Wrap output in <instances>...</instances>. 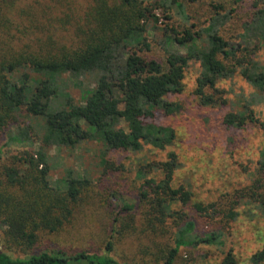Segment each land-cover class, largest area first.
Returning <instances> with one entry per match:
<instances>
[{"label":"trees","instance_id":"obj_1","mask_svg":"<svg viewBox=\"0 0 264 264\" xmlns=\"http://www.w3.org/2000/svg\"><path fill=\"white\" fill-rule=\"evenodd\" d=\"M100 5L103 17L89 31L96 37L83 49L61 59L13 58L0 64V131L11 126L6 132L8 144L32 147L37 143L34 136L40 135L65 148H73L83 138L101 140L111 151L138 153L144 147L164 150L175 134L171 128L154 123L155 113L172 115L181 110L178 102L168 99L183 91L184 76L192 63L198 64L193 94L199 106L226 104L225 93L217 89L216 83L236 74L259 90L264 103V66L251 58L254 49L225 41L218 20H210L201 31L165 29L166 42L172 49L166 50L163 67L137 56L149 50L147 26L150 21L158 23L153 10L161 9V5L144 6L138 0H113L110 4L102 0ZM251 24L258 32L256 37L264 42V10L257 11ZM238 53L245 55L238 57ZM93 73H97L94 87L83 89L81 101L76 103L63 89L64 80L75 85L82 76ZM254 97H242L241 111L228 112L223 124L234 129L249 124L261 126L255 116ZM16 112L24 113L28 123H15ZM47 158V152L39 147L33 153L23 151L3 161L0 150V222L4 228L0 264H125L115 258L111 239L101 252L74 256L35 250L40 234L62 231L88 198L89 182L72 177L70 172L64 189L51 185L47 180ZM177 169L173 152L164 162L144 164L138 169L139 202L147 204L141 216L147 228L155 237L170 242L165 224L181 223L172 245L166 246L161 264H175L180 248H223V235L210 229L211 221L217 218L227 224L235 220L241 205H250L246 216L259 214L264 218V148L248 187L224 194L217 203L192 204L204 221L201 234L196 232L198 223L184 211L192 203L191 193L174 186ZM172 203L179 209L172 210ZM134 208L125 205L122 210L133 211L129 216L135 218L138 211ZM248 262L264 264V243ZM219 264H237L233 251L228 250Z\"/></svg>","mask_w":264,"mask_h":264},{"label":"rangeland","instance_id":"obj_2","mask_svg":"<svg viewBox=\"0 0 264 264\" xmlns=\"http://www.w3.org/2000/svg\"><path fill=\"white\" fill-rule=\"evenodd\" d=\"M101 1L1 0L0 64L13 58L61 59L83 49L96 37H92L89 31L103 17ZM104 1L110 4L113 0ZM138 1L144 6H162L153 10L158 23H148L146 41L149 50L137 53L140 58L165 67L166 50L172 49L166 42L165 29L201 31L210 20L216 19L222 23L219 30L225 41L254 49L251 58L264 66V42L256 37L258 32L251 24L257 11L264 10V0ZM242 55L245 53H238V57ZM197 71L198 64H190L184 76L183 91L168 99L178 102L181 110L172 115L155 113L154 123L171 128L175 134L172 144L164 150L144 147L138 153L111 151L101 140L83 138L73 148H65L56 146L38 133H35L38 137L34 136L35 146L19 147L7 142L6 132L11 126L0 131L3 161L23 151L33 153L43 147L48 155L47 180L51 185L64 189L67 172L89 182L88 198L77 208L71 221L57 234H40L36 251L62 252L71 256L101 252L104 243L111 239L114 256L119 262L161 264L166 246L172 245V237L181 223L170 221L165 224L170 242L155 237L147 228L141 216L147 211V204L139 202L141 181L138 169L144 164L164 162L169 152L177 156L174 186H182L191 193L192 203L184 211L198 223V234H201L204 221L193 211V203H217L224 194H232L252 183L264 148L261 93L236 74L216 83L217 89L225 93L226 104L201 107L193 94ZM66 79L63 89L76 103H80V92L94 87L97 73L82 76L81 83L75 85ZM252 94L257 99L254 111L261 126L249 124L242 129L225 126L223 117L228 112L241 111L242 97ZM15 120L22 126L28 123L22 112L15 113ZM84 128L90 130L88 126ZM151 176L158 178L157 174ZM125 205H135L134 210L138 211L135 218L129 216L133 211L122 210ZM170 208L174 211L179 209L176 203H172ZM248 210H251L250 205H241L237 210L239 216L227 224L217 218L211 221L210 229L223 235V248H180L175 264H219L228 250L233 251L237 264H250L249 257L264 243V218L259 214L246 216ZM3 231L0 222V247ZM11 256L22 257L19 254Z\"/></svg>","mask_w":264,"mask_h":264}]
</instances>
